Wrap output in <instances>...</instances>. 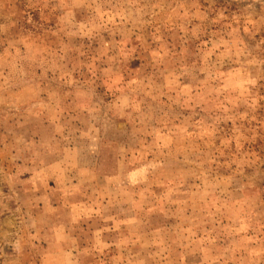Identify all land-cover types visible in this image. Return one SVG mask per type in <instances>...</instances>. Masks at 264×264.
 <instances>
[{
  "label": "rangeland",
  "instance_id": "1",
  "mask_svg": "<svg viewBox=\"0 0 264 264\" xmlns=\"http://www.w3.org/2000/svg\"><path fill=\"white\" fill-rule=\"evenodd\" d=\"M0 264H264V0H0Z\"/></svg>",
  "mask_w": 264,
  "mask_h": 264
}]
</instances>
